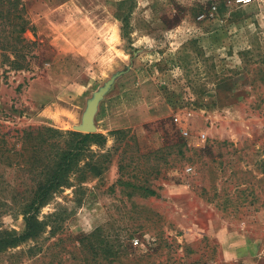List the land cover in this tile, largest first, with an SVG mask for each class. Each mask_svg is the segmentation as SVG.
Here are the masks:
<instances>
[{"label": "rangeland", "instance_id": "1", "mask_svg": "<svg viewBox=\"0 0 264 264\" xmlns=\"http://www.w3.org/2000/svg\"><path fill=\"white\" fill-rule=\"evenodd\" d=\"M16 4L0 19V264H264V0ZM92 101L95 173L22 237L18 136L87 134Z\"/></svg>", "mask_w": 264, "mask_h": 264}, {"label": "trees", "instance_id": "2", "mask_svg": "<svg viewBox=\"0 0 264 264\" xmlns=\"http://www.w3.org/2000/svg\"><path fill=\"white\" fill-rule=\"evenodd\" d=\"M16 2L17 0H0V19L10 27L14 26L13 23L17 19L13 15ZM11 7L14 8L9 9ZM121 24L122 37L130 43L127 14L121 17ZM2 45L3 48L8 46V44ZM44 131L51 136H24L23 134L18 136L21 148L23 150L30 148V157L26 165L28 166L27 172L30 174L28 179L34 185L23 201L22 212L26 219L27 229L22 237L31 235L34 222L37 223L34 219L35 213L46 204L50 197L60 188L71 186L70 177L72 175L84 176L87 172L95 173L96 167L92 161L91 147L93 145L101 147L100 144L105 141V136L97 133L61 132L53 128H45ZM32 142L34 143L31 145ZM6 143L3 136H0V148ZM17 157H22V153H17ZM6 161L9 162L8 157L0 158V164L5 165ZM81 162H83L82 165ZM9 164L10 162L7 163ZM7 242L8 239L0 241L1 244Z\"/></svg>", "mask_w": 264, "mask_h": 264}, {"label": "bare ground", "instance_id": "3", "mask_svg": "<svg viewBox=\"0 0 264 264\" xmlns=\"http://www.w3.org/2000/svg\"><path fill=\"white\" fill-rule=\"evenodd\" d=\"M94 106H95V101H92L88 108H87V111L85 112L84 116H83V119H82V128H79L82 132H88V131H93L94 130V126H93V123H92V119H93V113H94ZM87 123V124H86ZM92 124V126H91ZM89 127H88V126Z\"/></svg>", "mask_w": 264, "mask_h": 264}, {"label": "built area", "instance_id": "4", "mask_svg": "<svg viewBox=\"0 0 264 264\" xmlns=\"http://www.w3.org/2000/svg\"><path fill=\"white\" fill-rule=\"evenodd\" d=\"M238 2L239 3H242V4H248V3H250L251 2V0H238ZM183 135L184 136H187L188 135V132H183ZM202 139L205 137L203 134L200 136ZM187 171H191V169L189 168V169H187ZM138 242H134V245H136Z\"/></svg>", "mask_w": 264, "mask_h": 264}, {"label": "water", "instance_id": "5", "mask_svg": "<svg viewBox=\"0 0 264 264\" xmlns=\"http://www.w3.org/2000/svg\"><path fill=\"white\" fill-rule=\"evenodd\" d=\"M91 132H93V131H88V132H86V133H91Z\"/></svg>", "mask_w": 264, "mask_h": 264}, {"label": "crops", "instance_id": "6", "mask_svg": "<svg viewBox=\"0 0 264 264\" xmlns=\"http://www.w3.org/2000/svg\"><path fill=\"white\" fill-rule=\"evenodd\" d=\"M233 243V242H232ZM245 243V242H244Z\"/></svg>", "mask_w": 264, "mask_h": 264}]
</instances>
